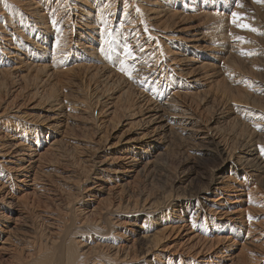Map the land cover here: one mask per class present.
<instances>
[{"label": "bare ground", "instance_id": "1", "mask_svg": "<svg viewBox=\"0 0 264 264\" xmlns=\"http://www.w3.org/2000/svg\"><path fill=\"white\" fill-rule=\"evenodd\" d=\"M67 1L68 0H0V47L5 45L6 48L3 52H7L5 63L0 61V86H3V83L10 78H15L16 80L20 78L25 82H32L36 90L44 88L45 86L49 88L52 85L51 90H46V92H52L56 84L62 80L66 81L69 74L72 72V76H80L87 82H93L92 84L101 83L106 89L114 87L110 90L113 95H115V91L119 93L114 99L109 97L113 101V104L109 103L108 105L112 106L108 108V105H106L107 109L104 107V110H102V116H104L103 114L108 116V119L105 120L107 122L106 124L111 125V119L114 118H109V116L118 112V109L121 111L123 109V107L122 109L120 108L119 104L124 102H130L129 104H132L129 100L131 96L129 95L130 90L126 87H122V84L125 83L122 78L123 75L127 81L129 79L132 80L134 77L137 78V76L146 77L147 75L148 77L144 84V88L150 90L153 97L150 98L154 99V102H156L155 105L158 107L157 110L154 111V114L147 115V113L144 112L145 110L142 111L143 105L140 106L136 112L143 114V121L154 124V126L151 127L152 129L147 131L146 134L144 133L145 135L143 136L148 135L147 137H149L150 135V137H154V141H158L159 144L154 146L155 142L152 141L153 144L144 147L142 153L145 154L148 150H155V153L156 151L159 153V151L163 149L161 141L166 137V134H182L180 136H184L192 141L191 146L194 150L203 148L202 150L208 151L213 155L214 159L217 160V164L211 171L209 180L203 183L201 194L207 195L213 191L212 194L214 198L210 201L213 204L208 213L213 216L214 220L212 221H216V223L210 225V229H216V231L210 232L208 229L204 228V224H196L197 220H211L212 217H208L203 213L202 204H200L201 200H196L198 204L195 206L192 204L194 200L189 199L190 197L186 198V195L181 196L176 193L177 196L172 198L169 192H167L169 194L166 193L167 195H165L163 203H159L156 199L157 197L153 199L151 197L152 194L142 197L143 200H139L138 198H134L136 191L134 193L133 190L127 189L126 184L116 188V186L114 187V185H111L103 178L102 180H98V182L91 181L93 188L89 190L94 191L88 190V192L91 193H88L85 197L86 200L90 199L91 201L89 206L88 204L83 205L84 203L80 205L84 197L83 195L82 197L80 196V198L77 196V199H69L67 203V200H64L66 203H63L65 207L62 211L57 212V209L60 210V206H58V208H56L57 213L55 212V214L53 212L54 209L51 210V208L48 207L49 205H44L49 199L44 201V206L41 205L42 202H40V199H42L44 195L49 198L47 193L48 189L43 179L45 177L46 179L52 180L51 176H53V172L47 173L46 171L44 175L42 169L44 168L45 162L49 163L46 160L48 154H53L60 150L59 147L63 142L62 139H60L62 136L61 133H63L62 130L60 131V126L62 125L63 119L59 120V118H62L64 111L55 113V110L52 117H49L53 119L51 120L52 122L45 123L47 127L42 131L40 129L35 131V129L29 125L32 123L43 124L48 119L41 114L40 116L25 114L20 110V106L16 105L14 107L13 100H6L5 98L7 96L4 98L5 100H3L1 96L0 264H173L175 262H179L178 264H180V256L182 254H186V256L191 258L192 263L190 264H199V262L196 263V261L205 260L206 257L203 258L205 252L207 253L208 250L211 249L210 245L203 241L198 233L203 231L207 238H213L214 236L216 239L214 243V250L216 252L213 258L208 259L203 262V264H264V220H256L258 219L257 216L264 214V152L261 151V149L264 148V130L261 129V131H258V129H260L259 124L254 118H251L250 115H248V117L251 119L244 116V119H247L246 122L241 121L242 119L237 115L239 110L230 107L231 101L233 100L238 103V105H246L247 107L248 105L254 106L256 103H254L255 99L253 94L252 96L249 95L251 93H249L247 89L244 88L241 90L240 88L238 91H235L236 87H234L233 89L235 90H232V88L230 89L227 87L226 81L224 80L226 78L225 75H228L230 70L227 61L229 58L224 56L223 52L227 50L228 52H226L228 54L230 53V55L233 53L239 54L242 47L235 44L228 47L229 41L228 37H226L228 35L225 34L226 29L224 28L227 26L226 28L229 31L228 27H230V25L228 26L229 23L227 22L229 19L225 16L224 12H221L215 5H210L211 7L209 6L207 9L201 8L200 14L204 16L202 17L204 20L206 19L205 21L210 18L212 23L208 21L213 26H210L207 31L204 32L193 31L192 36L190 35L191 37L187 38L190 39V41L183 40L187 46L180 45V48L184 50H180L182 53L179 51L180 55L178 58L175 57L176 60L172 58L170 60L168 59L169 61L161 62L169 55L170 57L178 55V52H174L173 46L169 44L168 41H180V38L177 36L170 38L167 42L165 41L167 44H164L161 43V39L159 38V40L157 37L154 41H152L151 38L149 42L147 41L143 44L140 30L131 27L136 24L138 25L142 19L145 22L144 24L141 23L143 27H147V22L152 21L150 24L148 23L151 29L152 26H156V28L161 27L167 31L169 28H173L170 26L168 27V25L171 24L170 22H176V20H182L185 19V17L187 20L190 19L192 16L188 18L184 14H180L178 12L179 10L176 11V0H135V2L133 1L134 3L131 2L132 0H122L120 4L118 2L114 4L116 1L113 2L112 0H70L69 3ZM140 6L143 8V14L138 12L140 8L139 10L137 8ZM187 8H189L188 10L191 9L190 6ZM236 11L238 10H234L235 13ZM71 15L75 17V20H73L72 23L70 22L72 28L75 26L81 31L78 34L79 38L77 41V45L82 47L80 53L71 50L68 45L72 42H68L69 40L67 37L73 33V29H66V23L72 17ZM235 17H237V13ZM229 18L233 20L231 19L232 17ZM230 22V24H233L232 21ZM226 23L227 25H225ZM235 23L237 22H234V26ZM4 25L7 27L5 28ZM234 26L230 28L231 32L234 31V29H232ZM235 27L237 29V26ZM149 28H145L148 34L150 33ZM229 35H232V33ZM204 38H208L206 42H203L205 40ZM189 44H192V46ZM243 47L241 51H243ZM126 49L131 52V56L127 54ZM208 51L212 52L211 55H205V52L208 53ZM68 56H72L76 60L72 63V65L76 63L74 64L76 66L73 68L65 64ZM150 61H153L151 64L156 65L155 62L159 64L158 67H161L162 64L160 73L151 69ZM168 63H172V65L173 63L177 64L175 67H171V72L172 74H178L177 76L180 79L174 80V74L172 75L171 72L169 73L166 71L167 68L163 65H167ZM178 63L187 65L180 68ZM226 65H228L227 70H229L227 73L224 71ZM230 68H232V66ZM236 68H238V66ZM236 68L234 70H236ZM114 71L117 75L119 74V77L113 76L115 75ZM239 72H241V70ZM111 73L114 74L112 75ZM230 76L229 73L228 77ZM70 79L71 77L68 79V81H70L69 83L66 81L68 84H72ZM138 80H136V82ZM228 81L229 80H227V83ZM229 82L231 84V80ZM63 84H60L61 87ZM240 84L242 85V83ZM16 85H18V83ZM205 86L209 89H205ZM243 86L246 87L245 85ZM128 87L131 88V86ZM212 87H214V89L217 88L216 91L218 92V96H216L217 92L212 90ZM64 88L62 87L61 89ZM24 89L25 88L21 90ZM101 89L102 87L100 90ZM83 91L85 92V90ZM87 91L85 93L89 94L90 92ZM108 92L109 90L105 93ZM54 94L57 95L58 93H52L51 98H57L59 100L60 95L58 94V96H56ZM12 96L14 95L12 94ZM99 98L100 96L96 103L94 102L96 105L98 104ZM44 99L46 98L44 97ZM57 99H53V101ZM104 99L105 98L102 100ZM95 100L94 98V101ZM64 102L66 101L64 100ZM209 102H216L223 112H225L223 115H221V112V116L217 118L211 117L205 120L203 118L202 120L205 128L195 126L197 122L195 120L199 117L197 116L198 114L196 115L198 109L196 110L194 107L196 106L198 108L202 106L207 108ZM29 103L30 102H27V105L31 104ZM37 104L41 109H45V102H42V100ZM60 104L61 103H59V105ZM47 105L48 104H46V106ZM59 105H48L49 107H47L48 109L46 112H50L54 108L57 109L56 107H59ZM258 105L257 103V106ZM36 107L39 109L38 106ZM132 107L133 106H130V111ZM258 109L260 108L258 107ZM262 110L264 111L263 107ZM99 115H101V113H99ZM122 116L123 115H121V117ZM253 116L254 115H252V117ZM12 118L17 121H13ZM133 118H135V116ZM219 120H222L225 125L230 124L231 129L229 130L231 131H227H229V133L231 132V134H226V132L225 135L222 133V127L219 128L220 125L217 126L216 124ZM255 121L257 123H255ZM100 122L101 124L99 127H104L105 125L102 124L105 122ZM136 123L138 124L139 122ZM133 125H131V127ZM226 128L229 127L227 126ZM234 128L239 129L235 131ZM148 129L146 128V130ZM40 131L43 133L45 131V134L39 137ZM55 132L59 133L56 134L60 136L59 139L58 137L53 138V142L49 144V147L41 152L39 150L41 149V140L48 141V138ZM62 138L64 139L65 136ZM238 140H242L239 142L241 143L240 146L243 148L240 154L236 152L237 148L235 147ZM163 145L167 148L166 141ZM81 154L82 153H80V155ZM122 157L123 158L120 159H125L127 161L126 164L129 163L131 167L110 169L113 173L120 172L122 175L119 178H139V175L148 169L150 163L155 162L148 159L146 163L140 164L137 157L133 154L132 156L123 155ZM79 160L80 159H78V161ZM49 161L51 162V160ZM103 162L106 163L105 161ZM100 165H103V163ZM75 168H77V166L74 167V169ZM85 171L87 174L81 171L82 178L74 182L78 189L80 187L81 190L79 189V193L81 194L87 191V187L82 186L81 182L86 183L91 177L88 176V169ZM233 174H237L239 178L233 177ZM70 180L71 179H69V181ZM122 181L126 182V179ZM127 184L129 185V182H127ZM72 185L75 186L74 184ZM187 191L188 190L185 192L187 193ZM98 192L104 193L106 197L102 196L100 200H92L97 196ZM66 197L68 198V196ZM233 197L234 199H231ZM51 200L53 199L51 198ZM186 200L187 203L190 202V205L187 206L186 209L189 215L188 225L186 226L185 224L183 226L181 224V226L177 227L175 225L167 227L168 225H166V227L163 226L161 230H157L154 233L151 231L142 233L137 232L134 238H126V232L118 233L113 229L114 224H117L120 216L130 218V220H128L129 222H131L134 217H138L141 219V222H143L145 220V215L156 213V211L159 212L162 208L165 211L173 201L186 202ZM63 206L64 205L61 207ZM83 206L86 208L84 209ZM115 221L117 222L114 223ZM138 221L139 220L136 219L131 223L134 226ZM146 222V220L143 222V226ZM139 229H142V227L139 226ZM167 229L171 231L176 230V234H181L186 230L185 237L183 236L182 240L178 243L162 245L167 236L162 237L160 233H166ZM166 241L165 243H167ZM248 245H252L254 249H250ZM255 253L257 255L259 254V256H256Z\"/></svg>", "mask_w": 264, "mask_h": 264}, {"label": "rangeland", "instance_id": "2", "mask_svg": "<svg viewBox=\"0 0 264 264\" xmlns=\"http://www.w3.org/2000/svg\"><path fill=\"white\" fill-rule=\"evenodd\" d=\"M112 1L113 2L116 1L114 4H116L117 2L120 4L122 2V0H112ZM133 1L135 2V0H132L131 2L134 3ZM176 1H177L176 2V8H177L176 11L179 10L178 12L180 14L182 13L185 16H187L188 18L191 16L192 17L187 20V18L184 16L185 19H182V20L178 19V20H176V22H173V21L170 22L171 24L168 25V27L170 26V27H173L174 29L169 28L168 30L166 29L167 31H165L161 27L160 28L158 27L159 29L156 28V26L155 27L152 26V29H151L149 24L152 21L147 22V27H145V26L143 27V25L141 23L144 24L145 22L142 19L138 23V25L136 24L137 26L134 25L131 28L140 30V33H142V37H143V38L141 37V39L143 40L142 41L143 44H145V42H147V41L149 42L151 38H152V41H154V39L157 37H158V39L160 38L161 43H164V44H167L166 42L168 40H170V38H173L176 36L178 38H180V41L179 40H176V41L173 40L172 42L168 41L169 44H171L173 46L174 52L175 53L178 52V55L174 56V57H172V56L170 57V55H169V56H167V58L165 57L166 59L164 61H161V62L169 61L172 58L174 60H176L175 57L178 58L180 55L179 51L184 50L183 48H180V45H186V43H184L183 40L190 41V39H187V38H190L192 36L193 31L194 32L195 31L204 32V31H207V29L210 26L211 27L213 26V25H211L212 21L210 18L208 20L211 23H209L208 20L205 21L206 19L204 20V18H203L204 16L202 14H200L201 8L207 9V7H209L210 5H212V6L215 5L216 7H218V9L221 10V12H224L225 16L229 19V21L227 22V23H229L228 26L230 25V27H228L229 31L226 28L227 26H225V28H224V29H226L225 34L228 35V36H226V37H228V41H229L228 47L233 46L232 44L238 45L239 47H241V46L245 47V48L243 47V51H241L242 50V47H241L239 54H235V53L231 54L233 57L230 55V53L229 54L227 53L228 52L227 50H225L223 52L224 56H227L229 58V60H227L229 66L226 65L224 68V71L227 73L230 70L228 72V75L230 73V75L232 76V78H231V76L228 77V75H225L226 78L227 77L228 78L226 79L224 77L225 78L224 80L226 81L227 87L230 89L232 88V90L236 89L235 91H238L240 88H241V90L244 88L247 89L248 92L251 93V94L248 93L249 95L252 96V94H253V97L255 99V100L254 99L253 100L255 101L254 103H256V104H254V106L248 105V107H247L246 105H241V104L238 105V103H236L234 100L233 101L229 100V101H231L230 107L234 108L236 110H239V113L237 115H239L238 117L242 119L241 121L246 122L247 119H244V116H247V118H249V119L254 118L258 122L259 127H260V129H258V131H261V129L264 130V111L262 110V107L264 109V103H263L264 102V0H176ZM67 2L69 3L70 0H68ZM195 4H196V6H195ZM188 6L191 7V9H190L191 11L188 10L189 9V8H187ZM139 8H140V10H139ZM137 9L139 10L138 12H140V13L143 12V8H141V6L138 7ZM236 9L238 10V11H236L237 17L232 15L234 10H236ZM71 16L72 17L68 20L69 22L67 21V23H66V29H70V28L73 29L72 32L74 34L72 33V34H70V36L67 37L69 40L68 42H72V43H69L68 45L71 48V50H75L77 53H80L81 52L80 49L82 47H80V45H77V41L79 38L78 34L81 31H80V29H77L75 26H73L74 28H72L71 23L73 20H75V17H73V15H71ZM229 17H232L231 19H233V20H230ZM230 21H232L233 24H230L231 23ZM234 21L237 22V23H235V26H237V29L234 26ZM227 23L225 25H227ZM241 25H247L248 28L245 29V28L241 27ZM4 26H5V28L7 27L6 25H4ZM232 26H234L235 28L233 27L232 29H234V31L231 32L230 28ZM145 28H147V29L149 28V31H150L149 34L147 33V29H145ZM235 29H236V31H235ZM251 29H254V31ZM181 31H183V32H181ZM186 31H188V32H186ZM209 31H211V30H209ZM151 32H152V34H151ZM230 33H232L233 36L229 35ZM248 33H250V34H248ZM167 37H168V39H167ZM204 39L205 40L203 42H206V40L208 38H204ZM192 44L191 45L189 44V45L192 46ZM247 45H248V47H247ZM5 48H6L5 45H2L0 47V61L4 62V63H5L6 56H7V52H3V50ZM211 53L212 52L208 51V53L205 52V55L206 54L211 55ZM249 54H250V57H249ZM245 60H247V61H245ZM251 60H253V61H251ZM75 61L76 60L74 59V57L68 56L67 62H65V64L66 65L68 64L69 67L73 68L74 66H76V65H74L76 63H74L72 65V63ZM177 62H178V59H177ZM232 62H234L235 65ZM149 63L151 64V63H153V61H150ZM155 64L157 66L154 64L150 65L151 69L152 70L154 69L155 72L160 73V69L162 67V64H161V67L160 66L158 67L159 64H157L156 62H155ZM175 65H177V64L173 63V65H172V63H168L167 65L164 64L163 66H165V68H167L166 71L170 73L171 67H175ZM186 65L187 64L184 65V64L178 63V66L180 68L185 67ZM227 66H228L229 70H227ZM231 66H232V68H230ZM233 66H234V68H233ZM237 66H238V68H236ZM251 66H253V67H251ZM154 67H156V68H154ZM235 68H236V70H234ZM250 69H252V70H250ZM240 70H241V72H239ZM231 72H232V74H231ZM114 73H115V75H113ZM114 73H111V74L114 77L115 76L119 77L118 76L119 74L117 75V73L115 71H114ZM70 74H71V76H70ZM70 74H69V76L71 77L70 80H71L72 84H68L70 82V81H68V79L70 78L68 76V79L66 80L68 83L65 80L64 81L62 80L65 85L61 81L58 84H56L57 87L55 86L54 89L52 90V92L47 91L48 93L46 92V90H48V89L51 90L52 85L49 88H48V86L47 87L45 86L44 88H39L36 90L35 89L36 87L33 85L32 82H25V81L21 80L20 78H17V80L15 78H13V79L10 78L9 80L5 81V83H3V86H0V97L2 96L3 100H5V99L10 100V101L13 100L14 107L16 105L20 106L19 107L20 110L23 111L25 114H31L32 116H37V115L40 116V114H41L42 116H45V118L48 119L43 124L42 123H40V124L39 123H32V124L30 123L31 125H29V126H31L33 129H35V131L38 129H40L42 131L44 128L47 127V124L45 125V123L52 122L51 120H53V119H51L49 117L50 116L52 117L55 110H56L55 113H59V112L64 111L62 118L59 116L60 117L59 120L63 119L62 125L60 126V131L62 130V132H63V133L60 132L62 136L61 137L57 136L56 134H59L58 132H55L53 134L51 133L52 135L50 136V138H48L49 140L48 141L41 140V144H40L41 149H39V150L41 152H43L49 147V144H51L53 142V138L58 137V139H59V137H60V139H62V141H63V142L61 141L62 144L60 142L61 145H60L59 149L61 151L58 150L59 152L56 151L53 154H48L49 157L47 156L46 160L49 163H47V162H45L46 164L44 163V168H43L44 170L42 169V171H44V175H45V171L47 173L53 172V174H52L53 176H51L53 181L51 179H46L44 177L43 181L45 180V183H46L45 186H47V189H48L47 193H48L49 198L46 195H44L45 197L43 196L42 199H40V202H42L41 205H43L44 201L49 199L44 203V205H47V206L49 205L48 207L51 208V210L54 209L53 212L55 213L56 208H58V206H60L59 207L60 210L57 209V212L62 211V209L65 207V204L68 202L69 199H77L76 198L77 196H78V198H80V196L82 197V195H83L84 199L81 200L83 202H81L80 205L84 203L83 205L88 204V206H89L91 201H90V199H87L88 200L87 201L85 198L88 193H91V192H88V190L90 188H93V185H91L92 182H94V181L98 182V180H102V178H103V179H106V181L108 183H110L111 185H114V187L116 186V188L121 187L123 184H126L127 189L133 190L134 193L136 191V193L134 194V198L135 199L138 198L139 200L140 199L143 200L142 197L149 196V194H152L151 197L153 199H155L157 197L156 199L158 200V202L163 203L164 202L163 199H164L165 195H167L169 193H171L170 195H172V198H174V196L176 197L177 195H181V196L186 195L185 196L186 198L190 197L189 199L194 200V203H192V204H194L195 206L198 204V202L196 200H201L200 204H202L201 206H202L203 213L206 214L208 217L209 216L211 217L212 215L209 214L208 211L210 210V207H212V204H213L212 202H210L212 200V198H214V195L212 194L213 191L207 195L201 194V190L203 188L202 187L203 183L206 182L207 180H209V175H210L211 171L215 168V165L217 164L216 163L217 160L214 159V157L211 153H209L208 151L202 150L203 148L194 150L193 147L191 146L192 141L188 138H185L184 136H180L182 134H180V135L166 134V137L163 139V141H161L162 142L161 145L163 146V149L160 150L159 153L157 151L155 153L154 152L155 150L154 151L148 150L147 153H145V154L142 153V150L144 147H146L150 144H153L152 141H154V139H153L154 137H150V135H149V137H147L148 135L147 136H143V135H145L147 133V131H150L152 129L151 127H153L154 124L148 123V121H143V119H142L143 114L137 113L136 111L139 109L140 106L143 105V108L141 107L142 111L145 110L144 112L147 113V115H149V114H154V111L157 110V107H158L157 105H155L156 102H154V99H151L153 97L150 93V90H148V88H146V89L144 88V84L146 83L148 76L147 75H146V77L137 76V78L134 77L132 80L129 79L127 81L123 75L122 78L124 79L123 81L125 83L122 84V87H126L130 90L129 95H131V96H130L129 100L131 101L132 104H129L130 102H124L122 104L120 103L119 104L120 108L122 109V107H123L122 111L120 109H118L117 110L118 112H115L113 115H110L109 118H114V119H111L112 124L108 125V124H106L107 122L105 121L108 119V116H106V114H103L104 116H102V110H104L103 109L104 107L106 109H107V107L110 108V106H112V105L109 106L108 104L109 103L113 104V101L111 99H114L115 97H117L119 95V93L117 91H115L114 92L115 95H113L112 91H110V90H112L114 87H111V88L109 87L106 89V87L102 86L101 83L92 84L93 82L91 83L88 81L90 83L89 84L84 78H82L80 76H72V72ZM165 74L167 76L166 72H165ZM171 74H172V72H171ZM177 75L176 74L173 75L174 80L180 79V78H178ZM138 78H139V80H138ZM72 79H73V82H72ZM10 80H11V82H10ZM136 80H138V81L136 82ZM227 80H229V81L231 80V84L229 81L227 83ZM130 81H132V82H130ZM19 82H20V85H19ZM15 83L16 84L18 83V85H16ZM232 83H233V85H232ZM240 83H242V85ZM29 84H32L33 87H32V85H29ZM60 84H63L62 87L63 88L65 87V88L61 89L62 87ZM83 84L84 85L86 84V85L84 86ZM13 85H14V87H13ZM53 85H55V84H53ZM58 85H59V87H58ZM243 85H245L246 87H244ZM128 86H131V88ZM206 86L204 88L205 89L207 88V90H208L209 88ZM19 87H20V89H19ZM86 87H87V89H86ZM101 87H102V89L100 90ZM234 87H236V88L233 89ZM7 88H8V90H7ZM23 88H25V89L21 90ZM58 88H60V89H58ZM83 90H85V92L88 90L90 93L87 94ZM97 90H98V93H97ZM107 90H109V92H111V93H109V92L105 93ZM212 90L216 91L217 88L214 89V87H212ZM18 91H20V92H18ZM8 92H10V93H8ZM32 92H34L36 94V96ZM54 92H57L60 95L59 100L57 98H53V99H57V100L53 101V99L51 98V95ZM12 94L14 96H12ZM48 94H49V96H48ZM58 94L57 95L54 94V95L58 96ZM41 95H42V97H41ZM99 96H100V98H99L98 104L100 105V107L98 104H97L98 106L95 104L96 101L98 100ZM105 96H107V97H105ZM216 96H218V92H217ZM22 97H24V98H22ZM44 97L46 99H44ZM109 97H111V99ZM64 98H66V99H64ZM94 98L96 99L95 101H94ZM103 98H105V99L102 100ZM39 100L40 101L42 100V102H45V104H44L45 109L44 108L41 109L39 107V105L37 104L40 102ZM64 100L66 102H64ZM140 100H142V101H140ZM146 100H147V103H146ZM107 101H108V103H107ZM27 102H30L31 104L29 103L30 105H27ZM59 103H61L60 104L61 106L59 105ZM75 103H78V104H75ZM137 103H139V104H137ZM257 103L259 104L258 106H257ZM46 104H48L49 106L59 105V107H56L57 109L54 108L50 112L49 111L46 112V110L48 109L47 107H49L48 105L46 106ZM73 104H74V106H73ZM101 104H102V107H101ZM106 105H108V106L106 107ZM36 106H38L39 109H37ZM62 106H64V107H62ZM130 106L134 107V109H133V107L131 108V111H130ZM146 106H148V107H146ZM66 107H67V109H66ZM91 107H93V108H91ZM258 107L260 109H258ZM75 108H77V109H75ZM194 108H196V110L198 109L197 110L198 113H196V115L198 114L197 116L199 117V118H196L197 120H195V121H197L195 123V126H199L202 128L203 127L205 128V125H204L203 120H202L203 118H204V120L210 119L211 117L217 118V117H220L221 115H223V113L225 112V111L223 112V110L218 106V104H216V102H209V105L207 106V108L202 107V106H199L198 108L195 106ZM204 108H205V110H204ZM106 109H105V111H106ZM127 109H128V112H127ZM148 110H149V112H148ZM207 110H208V112H207ZM218 111H220V112H218ZM129 112L130 113L132 112V113L130 114ZM213 112H215V113H213ZM217 112L219 113V115ZM99 113H101V115H99ZM220 113H221V115H220ZM248 113H250V114H248ZM133 114H135V115H133ZM200 114H201V116H200ZM206 114H207V116H206ZM114 115H116V116H114ZM121 115H123V116L121 117ZM248 115H250L251 118L248 117ZM252 115H254V116L252 117ZM68 116L70 117L71 120L69 119ZM134 116H135V118H133ZM124 117H126V118H124ZM56 118H58V117H56ZM103 118H105V119H103ZM12 120L17 121L14 118H12ZM100 121L105 122L104 124H102V125H105L104 127L103 126L99 127L101 124ZM114 121H116V122H114ZM200 121H202V122H200ZM256 121H255V123H257ZM113 122H114V124H113ZM136 122H139V123L137 124ZM219 122L217 121L216 124H217V126L220 125L219 128L222 127L221 128V130L223 131L222 133L225 134L227 132L226 134H231V132L229 133V131H231V130H229V129H231L230 124L225 125V123L222 120H219ZM118 123H121V124H118ZM134 123L138 126H136ZM200 123H202V124H200ZM113 125H115V126H113ZM131 125H133L134 127L133 126L131 127ZM139 125H140V127H139ZM227 126L229 128H226ZM146 128L147 129L149 128V129L146 130ZM224 128H226L225 129L226 131L223 130ZM126 129H128L129 131ZM238 129L236 128L235 131ZM227 130H229V131H227ZM41 131H40L39 137L43 136L45 134V131H44V133ZM64 136H65V138L63 139L62 137H64ZM182 137H183V139H182ZM184 140H185V142H184ZM165 141H166L167 148H165L163 145V143L165 144ZM241 141L238 140V142H236V145H235V147L237 148L236 152H238L239 154L243 151V148L240 146L241 143H239ZM154 142H155L154 146L159 144L158 141H154ZM237 143H239V144H237ZM237 146H239L240 148ZM74 149H77V150H74ZM239 150H241V151H239ZM57 152H58V154H57ZM80 153H82V154L80 155ZM132 154L135 155V157H137V160L139 161L140 164L146 163V161H148V159L153 160L155 162L150 163V165L147 169L148 171L146 170L144 173H142L143 175L140 174L139 178H135V177H133L134 179H129L126 177L125 178H119L122 175L120 172H118L119 173L118 174L117 172L113 173L110 171V169H117V168L123 169V168H127V167L130 168L131 167L130 164L129 163L126 164L127 161L125 159H120V158H123L122 157L123 155L132 156ZM59 157H61V158H59ZM78 159H80V160L78 161ZM49 160H51V162ZM103 161H105L106 163H104ZM76 162H78V163H76ZM99 163L100 164L103 163V165H100ZM48 164H50V165H48ZM79 165H81L82 167L84 165V167L82 168ZM76 166H77V168L74 169V167H76ZM94 166H95V168H94ZM83 169H85V170L88 169V171H87L89 173L88 176L89 177L91 176V177L88 180V182L90 181L89 184H88V182H86L87 184L81 182L82 186L87 187L86 188L87 191H84L81 194V193H79L80 187L78 189L76 183H74V182H77L76 180H80L82 178L81 171L86 173V171ZM121 172H123V171H121ZM54 174H57V175H54ZM97 175L99 176V178ZM42 176H43V174H42ZM56 176H58V177H56ZM233 177L239 178L237 176V174H233ZM69 179H71L73 183L71 182V180L69 181ZM94 179H97V180H94ZM125 179H126V182L122 181ZM131 181H133V182H131ZM188 181H189V183H188ZM127 182H129V185L127 184ZM51 183H52V185H51ZM72 184H74L75 186H73ZM70 187H71V190H70ZM183 189H185V190H183ZM186 190H188L187 193L185 192ZM89 191L93 192L94 190H89ZM167 192H169V193H167ZM178 192H179V194H178ZM176 193H177V195H176ZM69 194H70L71 198L69 197ZM66 196H68V198ZM102 196L106 197V195H104V193L98 192L97 196L94 197V199H92V200H95V199L100 200L102 198ZM51 198L53 200H51ZM172 198H170V199H172ZM231 199H234V197ZM64 200L65 201L67 200L66 203ZM63 203H65V204H63ZM50 205H51V207H50ZM62 205H64V206L61 207ZM189 205H190V202L187 203V200H186V202L173 201V202H171V204H169L170 207L168 206L167 210L164 211L162 208L159 210V212L156 211V213H151L150 215H145L144 218L147 222L144 226H143V222L145 220L143 222H141V219H139L138 217H134L133 220L131 221V222H134V220H136V219L139 220L133 226L132 223L128 221V220H130V218L120 216L118 222L117 221L114 222V223L117 222V224H114L113 229L116 230L118 233L119 232H126V234H127L126 238L127 237L134 238L135 234L137 235V232L142 233L145 231L146 232L151 231L154 233L157 230L158 231L161 230V228H163V226L166 227V225H168L167 227H169V226L172 227V225H175L177 227V226H181V224H182V226L184 224L186 226V225H188V220H189L188 219L189 215L187 214L186 209H187V206H189ZM83 208L85 209L86 207L83 206ZM257 217H258V219H256V220H264V214L259 215ZM212 220H214L213 216L211 217V220H205V221H203L201 219L197 220L196 224H204L205 229H208L210 232H213V231H216V229H210V225H212V223H216V221H212ZM139 222H141V223H139ZM126 223H129V224H126ZM139 226H141L142 229H139ZM185 229H186V227H185ZM175 232H176V230L171 231V230L167 229L166 233H163V234L160 233L162 237L167 236V238L163 241L162 245L175 244V243L180 242V240H182L183 236L185 235L186 230L183 232L181 231L182 232L181 234L180 233L176 234ZM198 233L201 236V239L203 241H205L208 245H210V248H211L208 250L207 253L205 252V256L203 255L204 256L203 258L206 257L205 260L196 261V263L199 262V264H203V262L207 261L210 258L211 259L213 258V255L216 252L214 250L215 249L214 243L216 242V239L214 236H213V238H207L206 234H204V231L198 232ZM166 240H168V241H166ZM209 240H211V241H209ZM165 241L167 243H165ZM248 246L250 249H254L252 245H248ZM183 255L184 254H182L180 256L181 257L180 264L192 263L191 258L189 256H186V254L184 256ZM255 255L259 256V254L257 255L256 253H255ZM178 263L179 262H177V263L175 262L173 264H178Z\"/></svg>", "mask_w": 264, "mask_h": 264}, {"label": "snow or ice", "instance_id": "3", "mask_svg": "<svg viewBox=\"0 0 264 264\" xmlns=\"http://www.w3.org/2000/svg\"><path fill=\"white\" fill-rule=\"evenodd\" d=\"M233 16H235V13H233ZM234 22H235V21H234ZM241 27H243V28H245V29L248 28L247 25H241ZM251 30L254 31V29H251ZM126 52H127V54H128L129 56H131V52H130L129 50L126 49ZM261 151L264 152V148H262Z\"/></svg>", "mask_w": 264, "mask_h": 264}]
</instances>
